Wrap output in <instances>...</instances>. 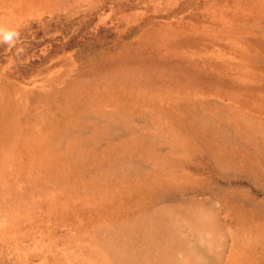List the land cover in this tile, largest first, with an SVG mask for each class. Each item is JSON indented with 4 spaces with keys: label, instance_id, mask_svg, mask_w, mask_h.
Instances as JSON below:
<instances>
[{
    "label": "rangeland",
    "instance_id": "rangeland-1",
    "mask_svg": "<svg viewBox=\"0 0 264 264\" xmlns=\"http://www.w3.org/2000/svg\"><path fill=\"white\" fill-rule=\"evenodd\" d=\"M0 24L26 49L0 45V264H264V0H0Z\"/></svg>",
    "mask_w": 264,
    "mask_h": 264
},
{
    "label": "clouds",
    "instance_id": "clouds-1",
    "mask_svg": "<svg viewBox=\"0 0 264 264\" xmlns=\"http://www.w3.org/2000/svg\"><path fill=\"white\" fill-rule=\"evenodd\" d=\"M0 45H6L7 50L15 49V55L17 57L22 56L26 50L22 46L20 31L17 28L9 27L5 24H0Z\"/></svg>",
    "mask_w": 264,
    "mask_h": 264
},
{
    "label": "crops",
    "instance_id": "crops-1",
    "mask_svg": "<svg viewBox=\"0 0 264 264\" xmlns=\"http://www.w3.org/2000/svg\"><path fill=\"white\" fill-rule=\"evenodd\" d=\"M244 146V145H243ZM242 151H243V155H242V157H244L245 156V153H246V151L248 150V149H246V148H243V149H241ZM238 155V153H237V150L234 148L233 149V154H231V157H232V160L231 161H233V162H236L234 165H238V164H240V165H242V163H241V161H238L237 162V156ZM259 156H260V152H259ZM240 160H242V159H240ZM244 166V165H243ZM246 169V168H245Z\"/></svg>",
    "mask_w": 264,
    "mask_h": 264
},
{
    "label": "bare ground",
    "instance_id": "bare-ground-1",
    "mask_svg": "<svg viewBox=\"0 0 264 264\" xmlns=\"http://www.w3.org/2000/svg\"><path fill=\"white\" fill-rule=\"evenodd\" d=\"M180 144V143H179ZM174 146V145H173ZM173 149V148H172ZM181 153V152H180ZM184 154V153H183Z\"/></svg>",
    "mask_w": 264,
    "mask_h": 264
}]
</instances>
